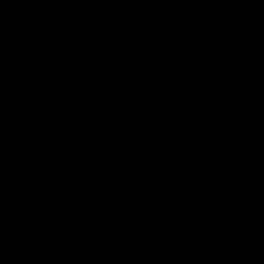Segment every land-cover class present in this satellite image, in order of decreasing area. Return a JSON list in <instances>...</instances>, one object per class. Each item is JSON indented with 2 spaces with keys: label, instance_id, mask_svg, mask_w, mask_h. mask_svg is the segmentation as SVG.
Listing matches in <instances>:
<instances>
[{
  "label": "water",
  "instance_id": "95a60500",
  "mask_svg": "<svg viewBox=\"0 0 264 264\" xmlns=\"http://www.w3.org/2000/svg\"><path fill=\"white\" fill-rule=\"evenodd\" d=\"M0 264H264V0H0Z\"/></svg>",
  "mask_w": 264,
  "mask_h": 264
}]
</instances>
